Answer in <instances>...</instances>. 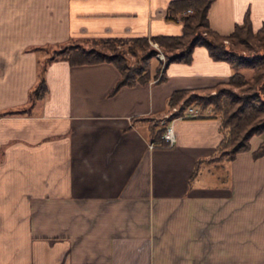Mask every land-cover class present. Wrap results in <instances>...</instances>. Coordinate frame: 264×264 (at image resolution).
I'll return each mask as SVG.
<instances>
[{
  "label": "crops",
  "instance_id": "0c3cea01",
  "mask_svg": "<svg viewBox=\"0 0 264 264\" xmlns=\"http://www.w3.org/2000/svg\"><path fill=\"white\" fill-rule=\"evenodd\" d=\"M170 1L0 0V264H264L262 136L227 160L226 177L202 181L203 166L192 172L223 137L219 117H174L176 142L164 147L132 121L165 114L175 89L229 79L231 63L206 46L167 64L164 80L116 91L111 62L53 60L46 98L2 114L30 104L47 58L39 46L181 34ZM208 15L221 34L247 17L258 30L264 0H214Z\"/></svg>",
  "mask_w": 264,
  "mask_h": 264
},
{
  "label": "trees",
  "instance_id": "16d2710c",
  "mask_svg": "<svg viewBox=\"0 0 264 264\" xmlns=\"http://www.w3.org/2000/svg\"><path fill=\"white\" fill-rule=\"evenodd\" d=\"M214 0H171L167 17L183 23L181 34L138 36L73 37L62 43L39 46L48 55L40 61L39 80L30 92V104L2 112L4 115L25 113L38 100H44L49 87L46 69L49 62L66 59L72 65L111 62L120 71L114 88L147 83L160 74V65L154 69L153 61L161 50L166 63L190 62L196 46H206L210 54L231 63L234 72L227 81L212 85L175 89L168 98L165 114H145L132 117L134 124L145 123L149 139L155 146H167L163 137L168 121L183 115L189 107L198 109L195 117H219L223 137L216 150L196 161L192 177L200 171L203 162L233 160L238 153L251 149L250 139L261 135L263 140L253 156L264 155V24L254 30L249 17L237 24L230 34H221L210 23L209 9ZM157 43L158 46H155ZM164 69V68H163ZM165 75L159 78L162 81Z\"/></svg>",
  "mask_w": 264,
  "mask_h": 264
},
{
  "label": "built area",
  "instance_id": "2783aa9c",
  "mask_svg": "<svg viewBox=\"0 0 264 264\" xmlns=\"http://www.w3.org/2000/svg\"><path fill=\"white\" fill-rule=\"evenodd\" d=\"M156 46H158L157 43H155ZM157 57L160 59V61L162 62V65L163 67H165V63H166V56L164 54L163 51H159L158 54H157ZM162 76V73L160 76H158L157 80H159V78ZM199 114V111L197 108L195 107H189L188 110L183 114L181 115L180 117H195ZM167 115L166 114L162 119H161V124L162 125H166V130L163 134V137L165 138V140L167 141V146H173L176 142V134H175V130H174V126L172 124L173 122V119L172 118L170 121H168L167 119ZM150 146L151 147H154L155 144L154 143H150Z\"/></svg>",
  "mask_w": 264,
  "mask_h": 264
},
{
  "label": "rangeland",
  "instance_id": "374dc122",
  "mask_svg": "<svg viewBox=\"0 0 264 264\" xmlns=\"http://www.w3.org/2000/svg\"><path fill=\"white\" fill-rule=\"evenodd\" d=\"M154 45H155V43H154ZM43 54H46V56L48 55L45 51L43 52ZM163 68L164 67L161 64L160 65V74L158 76L161 75ZM36 107H39V105H37ZM227 164H228L227 161L217 162L215 164L213 162H212V164H206L205 162H203L201 166H203L204 173L201 176V180L202 181H209V179L206 178V172H209V171L215 172L216 176L220 175V176L226 177L228 172H229V167Z\"/></svg>",
  "mask_w": 264,
  "mask_h": 264
}]
</instances>
